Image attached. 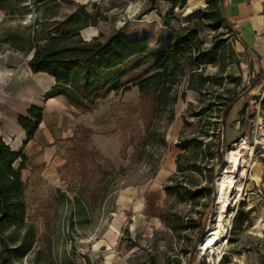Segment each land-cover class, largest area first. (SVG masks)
Returning <instances> with one entry per match:
<instances>
[{"label": "rangeland", "instance_id": "rangeland-1", "mask_svg": "<svg viewBox=\"0 0 264 264\" xmlns=\"http://www.w3.org/2000/svg\"><path fill=\"white\" fill-rule=\"evenodd\" d=\"M81 6L100 15L96 26L82 30L87 40L99 34L104 41L116 34L149 38L150 49L125 66L127 78H134L156 72L152 64L158 50L169 42V34L196 20L207 3L190 0L183 8L174 9L171 30L166 18L172 6L165 0H0V48L32 57L31 47L45 44L49 33ZM198 30L206 48L221 32L206 25ZM222 38H229L226 54L208 65L205 73L242 75L244 80L239 86L226 80L211 89L241 99L225 119L224 143L217 157L204 166L203 174L186 178L188 185L197 181L207 186L206 194L194 201H181L167 195L163 187L176 172L172 164L180 152L176 142L184 128L183 115L190 102L197 108L200 96L185 89L186 78L178 86L175 119L167 125V115L157 112L156 92L142 94L130 83L129 91L111 93L93 109L77 108L81 124L54 161L41 166L26 164L21 170L26 223L11 228L8 239L12 246L13 239L27 235L33 245L28 254L18 257L2 250L0 243V259L6 255L4 264H89L88 258L95 264H264V172L256 171L257 161L251 166L248 154L242 156L243 150L241 156L247 160L240 168L247 169L246 176L227 160L228 149L242 138L252 141L264 87L250 93L253 83L248 85L246 53L237 50L232 36ZM183 91L185 99L181 98ZM208 99L214 102L218 98L212 95ZM260 114L264 115L263 107ZM227 118L241 122L242 136L238 137L233 125L227 128ZM198 130L196 123L187 128L186 135ZM259 161L264 166V159ZM225 169L237 175L244 192L230 203L224 216V246L207 249L206 236L220 231L218 178ZM239 209L251 210L249 220L234 227Z\"/></svg>", "mask_w": 264, "mask_h": 264}, {"label": "trees", "instance_id": "trees-1", "mask_svg": "<svg viewBox=\"0 0 264 264\" xmlns=\"http://www.w3.org/2000/svg\"><path fill=\"white\" fill-rule=\"evenodd\" d=\"M172 9L167 16L166 26L173 30L170 19L174 17V9L183 8L189 0H165ZM207 8L199 11L193 22H188L180 31L173 30L169 34V42L158 50L152 64L156 72L147 77L136 76L127 78L126 64L140 57L150 49L147 37L129 38L124 34H116L103 40L101 34L91 40L82 36V30L96 26L100 15L97 11L90 12L84 6L67 16L51 31L46 43L34 45L29 65L33 72H46L56 79L54 89L46 97L64 95L78 109H93L99 100L107 98L111 93L129 91L130 83L139 87L142 94L151 90L156 92L157 112L166 114L167 125L175 119V105L179 99L178 86L187 78L186 90L199 93V104L194 109L190 102L188 113L183 115L184 128L179 133L176 146L180 152L176 156V172L170 182L164 184L167 195H174L181 201H194L203 197L207 186L190 181L187 177H197L204 173V166L214 160L223 145V126L233 104L240 99L237 96L226 97L212 92L213 86H221L228 80L238 86L243 82L242 75L206 74L205 68L215 64L225 56L226 43L234 36L231 26L223 15V0H205ZM206 25L215 32L221 31L211 45L204 47L199 35V26ZM222 29H224L222 31ZM234 54V49L232 48ZM258 74L253 87L260 84ZM186 91L181 98L185 99ZM213 95L214 102L209 101ZM208 102L207 104H205ZM205 104V105H204ZM264 108V98L261 101ZM192 118L193 121L188 120ZM43 119V109L33 105L28 115L18 117L19 124L27 133L26 142L31 141ZM198 124L199 130L186 135L187 128ZM161 142L167 146L166 139ZM208 160L206 163L204 160ZM20 164L16 166V163ZM27 156L22 151L14 152L0 138V243L2 250L12 251L16 256L23 257L29 253L33 241L27 235L13 239L12 246L8 235L11 228L23 227L26 223L27 201L25 182L21 170L26 166ZM212 166H214L212 164ZM213 168V167H212ZM213 171V170H212ZM153 176V175H151ZM250 209H239L234 218V227L243 226L249 220ZM3 256V255H2ZM6 255L0 259L5 263ZM89 264H95L88 258Z\"/></svg>", "mask_w": 264, "mask_h": 264}, {"label": "crops", "instance_id": "crops-1", "mask_svg": "<svg viewBox=\"0 0 264 264\" xmlns=\"http://www.w3.org/2000/svg\"><path fill=\"white\" fill-rule=\"evenodd\" d=\"M222 11L234 32L237 50L249 59L248 77L253 82L264 71V0H223ZM31 58H23L17 50L0 48V138L12 151H22L27 156V166H41L55 160L66 140L74 137L81 120L66 96L46 97L54 89L56 79L46 72H33ZM259 80V85L251 86L250 93L261 91L264 79L259 76ZM33 105L43 109V119L34 138L26 142L27 133L18 117L27 116ZM227 124V128L233 125L238 137L243 135L244 128L237 119L227 118ZM257 162L256 171L261 174L264 166L262 161ZM19 164L20 161L16 166Z\"/></svg>", "mask_w": 264, "mask_h": 264}, {"label": "bare ground", "instance_id": "bare-ground-1", "mask_svg": "<svg viewBox=\"0 0 264 264\" xmlns=\"http://www.w3.org/2000/svg\"><path fill=\"white\" fill-rule=\"evenodd\" d=\"M236 148H238L239 150L237 151ZM246 148L247 145L241 143L228 149L227 160L231 163V166H234V168L238 171L241 170L240 166L242 163H244L242 150ZM231 171L232 170L225 169L218 178L217 208L219 211L218 217L220 231L209 233L206 236L205 244L207 246V249H215L222 245L224 246V231L222 229L224 216L228 212L229 206H231L230 203H232L234 200L236 201L237 199H239L244 192V186L239 183L237 175L231 173ZM240 172L242 176H246L247 169L243 168ZM234 190L236 191V193H233Z\"/></svg>", "mask_w": 264, "mask_h": 264}, {"label": "built area", "instance_id": "built-area-1", "mask_svg": "<svg viewBox=\"0 0 264 264\" xmlns=\"http://www.w3.org/2000/svg\"><path fill=\"white\" fill-rule=\"evenodd\" d=\"M262 64L264 67V58L262 59ZM252 80L251 78L248 80V85L251 86ZM264 87V85H263ZM264 98V90L262 94H260V107L261 101ZM260 107H259V116L257 119V130L251 142H249L246 138H242L239 144L244 143L247 145V148L243 150V156L247 153V157L251 162V166L254 162L259 159H264V115L260 114ZM247 159H244V162Z\"/></svg>", "mask_w": 264, "mask_h": 264}]
</instances>
